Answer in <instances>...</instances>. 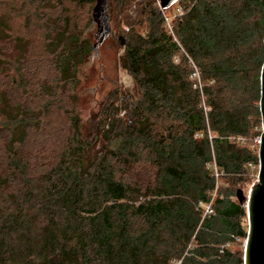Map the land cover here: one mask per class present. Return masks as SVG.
Instances as JSON below:
<instances>
[{
  "label": "trees",
  "instance_id": "16d2710c",
  "mask_svg": "<svg viewBox=\"0 0 264 264\" xmlns=\"http://www.w3.org/2000/svg\"><path fill=\"white\" fill-rule=\"evenodd\" d=\"M49 1L61 8L40 38L50 83L26 78L23 35L5 58L0 15V69L12 68L0 90V264H243L236 191L259 165L264 0H177L163 12L156 0H106L133 86L112 89L85 123L68 92L95 39L72 29L65 5L87 7L93 25L96 0H27L25 28Z\"/></svg>",
  "mask_w": 264,
  "mask_h": 264
},
{
  "label": "rangeland",
  "instance_id": "374dc122",
  "mask_svg": "<svg viewBox=\"0 0 264 264\" xmlns=\"http://www.w3.org/2000/svg\"><path fill=\"white\" fill-rule=\"evenodd\" d=\"M14 1L0 0V15L6 16L9 26V29L6 30L7 39L2 43V46L5 47V58L11 60L13 57L19 55L20 51L16 50L18 45H15V37L18 34L23 35L24 42L26 41L27 45L23 52L26 54V61H24V69L27 73L26 78L33 87L50 83V80L55 76V71L53 68H49L50 56L44 53L43 47V50L41 49V46L44 44L40 42V38L44 32L49 33V30L46 29L47 22L49 24L58 23L56 20L61 8L59 6L57 9L53 8L55 3L53 1H49L47 4L38 3L36 11L39 16L43 17V19L38 20L40 26L39 23L38 25L35 23L25 28V19L18 14L22 11L27 13L25 11L28 6L27 0H19L16 3ZM66 7L68 10L65 13L70 18L72 29L79 31L80 38H87L90 44H92L94 42L96 24L88 25L87 18L90 15V11L87 10V7L76 6L70 3H67ZM33 8V6H30L31 11H33ZM117 9V7H114L115 11ZM174 10L175 6L173 5L170 11H165V14L172 17ZM26 13L23 14L25 17ZM115 20L116 18H113L111 24L115 23ZM117 37V34H108L97 45V49L92 54H87L83 62L78 65L76 82L68 92L69 95H72V100L71 98L68 100L70 102L68 110L73 109L71 111L72 114L77 115L84 123L98 112L100 105L112 89L115 87L121 90L132 89L133 83L130 76L118 65V57L124 48L119 45ZM10 70L5 71L4 69H0V90H4L6 93L9 90L7 82L9 81L8 75ZM243 189L245 193L246 186Z\"/></svg>",
  "mask_w": 264,
  "mask_h": 264
},
{
  "label": "water",
  "instance_id": "95a60500",
  "mask_svg": "<svg viewBox=\"0 0 264 264\" xmlns=\"http://www.w3.org/2000/svg\"><path fill=\"white\" fill-rule=\"evenodd\" d=\"M176 0H159L162 8H168ZM96 32L93 50L97 49L103 39L110 34L111 28L108 24L106 0H96L92 8ZM120 44L124 40L119 36ZM260 80L261 97L259 109L262 120V130L259 136L258 146V171L250 182L246 184L245 194L241 189L236 191V198L240 203L245 202L247 213V235L244 246L243 264H264V64L261 69Z\"/></svg>",
  "mask_w": 264,
  "mask_h": 264
},
{
  "label": "built area",
  "instance_id": "2783aa9c",
  "mask_svg": "<svg viewBox=\"0 0 264 264\" xmlns=\"http://www.w3.org/2000/svg\"><path fill=\"white\" fill-rule=\"evenodd\" d=\"M156 3H157V5H158V7L160 8V10L163 12V10L165 9V8H162L161 6H160V2H159V0H156ZM181 12V9L180 8H176L175 10H174V12H173V16L172 17H169L168 15H166V14H163L164 15V19H165V23H166V27H167V29L171 32V24H170V21H171V19L175 16V13H180ZM262 128H263V126H262V121H261V130H262ZM260 133H261V131H260ZM260 133L258 134V135H256L255 137H254V141L256 142V144L259 146V136H260ZM208 208V207H207Z\"/></svg>",
  "mask_w": 264,
  "mask_h": 264
},
{
  "label": "flooded vegetation",
  "instance_id": "af4514ba",
  "mask_svg": "<svg viewBox=\"0 0 264 264\" xmlns=\"http://www.w3.org/2000/svg\"><path fill=\"white\" fill-rule=\"evenodd\" d=\"M110 35H111V33H110Z\"/></svg>",
  "mask_w": 264,
  "mask_h": 264
}]
</instances>
